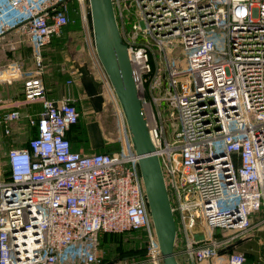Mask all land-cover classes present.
I'll return each mask as SVG.
<instances>
[{
	"label": "built area",
	"instance_id": "1",
	"mask_svg": "<svg viewBox=\"0 0 264 264\" xmlns=\"http://www.w3.org/2000/svg\"><path fill=\"white\" fill-rule=\"evenodd\" d=\"M70 1L89 31L88 0H0V39L17 30L35 50L33 67L0 66V84L23 82L20 95H0V128L8 136L25 119L30 130L0 160V264H162L140 155L100 61L121 122L116 150H74L77 104L49 95L43 51L69 23ZM113 1L177 222L178 260L248 264L238 244L264 226V0ZM136 231L142 255H98L99 234Z\"/></svg>",
	"mask_w": 264,
	"mask_h": 264
},
{
	"label": "water",
	"instance_id": "2",
	"mask_svg": "<svg viewBox=\"0 0 264 264\" xmlns=\"http://www.w3.org/2000/svg\"><path fill=\"white\" fill-rule=\"evenodd\" d=\"M94 46L122 107L133 148L138 155L148 206L153 219L162 264H181L176 256L177 222L172 210L160 158L155 151L142 97L119 25L113 0H89Z\"/></svg>",
	"mask_w": 264,
	"mask_h": 264
},
{
	"label": "rangeland",
	"instance_id": "3",
	"mask_svg": "<svg viewBox=\"0 0 264 264\" xmlns=\"http://www.w3.org/2000/svg\"><path fill=\"white\" fill-rule=\"evenodd\" d=\"M77 4L76 2L71 3V10L69 11V24L66 26L64 32L53 38L52 41L43 51L44 62H45V72L46 81L48 85V90L51 96L54 98V93L57 91L60 84H65L66 88H70L72 81L74 79V74H72V65L68 60L71 55L70 51L80 50L87 51L84 44L83 35L81 33L80 25L78 23L79 17L77 15ZM88 19L91 24V12L88 0ZM92 38L93 29L92 24L90 25ZM216 35L220 37L223 46L225 47L226 39L225 33L222 29H217ZM35 50L33 45L29 41V36L26 33H22L17 30L10 31L5 37L0 39V64L5 63L9 65L13 62L20 63L23 67H33ZM186 56L185 53L181 52V59ZM71 81V83H69ZM53 85V89H52ZM155 94H159L160 91H154ZM63 98V97H62ZM120 124L118 116L115 113L114 108L108 110L105 117V128L107 129L108 135L113 137L115 140L118 139L120 134ZM30 135L29 127L24 119L20 125H13V132L10 135H5L2 128H0V160L3 162L5 160L6 153L13 146L23 145ZM114 143V142H113ZM118 144V141L114 143ZM264 232V226L262 229H251L250 235H254L255 232ZM251 239V238H250ZM249 239L245 240L243 243L239 242L240 245H245ZM95 247H98V255L102 256L103 259L110 260H120L123 256L130 255L145 246V237L142 232H128V233H109V234H99L97 239L94 241ZM254 247L257 249V259H250L248 264H263L264 262V235L262 239H255ZM261 253V258L258 257ZM118 258V259H116ZM107 261V260H106ZM65 262V261H64Z\"/></svg>",
	"mask_w": 264,
	"mask_h": 264
},
{
	"label": "crops",
	"instance_id": "4",
	"mask_svg": "<svg viewBox=\"0 0 264 264\" xmlns=\"http://www.w3.org/2000/svg\"><path fill=\"white\" fill-rule=\"evenodd\" d=\"M76 12L79 17L78 23L87 51L84 52L78 49L70 51L71 57L68 60L70 61V65H72L74 79L72 83L69 82L72 84L70 88H66L64 83L60 84L61 87L54 93V99L70 97L77 104L80 111L79 122L73 125L67 133L74 150L81 153L116 150L118 144L115 145L114 143L117 139L115 140L108 135L104 125L106 114L111 109L108 82L94 51L95 46L91 34L90 21H88L90 29L88 31L86 24H84L79 14L78 6ZM4 65L5 63L0 64V66ZM44 80L47 85L46 72ZM22 85L23 82L21 80L15 81L12 84H0V95L4 98L16 97L20 95ZM49 95L51 96L50 92Z\"/></svg>",
	"mask_w": 264,
	"mask_h": 264
},
{
	"label": "trees",
	"instance_id": "5",
	"mask_svg": "<svg viewBox=\"0 0 264 264\" xmlns=\"http://www.w3.org/2000/svg\"><path fill=\"white\" fill-rule=\"evenodd\" d=\"M72 2L74 3V1H70V10H71V3ZM55 37H57V36H55ZM105 234H109V233H105ZM262 235H264V232H262V231L255 232L254 235L251 237V239L249 238V241L247 242V244L239 246V248L241 247V249L245 250V252H246V254H247L249 259H251V258L254 259V260L257 259V255H258L257 252L258 251L256 250L257 248L254 247L253 245H254L255 239L262 238ZM143 248L144 247H142V248H140L138 250H135L134 253H132L130 255H127V256H123L122 258L140 256L143 253ZM258 257H261V253H260V255ZM116 259H118V258H116ZM105 260H107V262L108 261H115V259H113V260L105 259Z\"/></svg>",
	"mask_w": 264,
	"mask_h": 264
}]
</instances>
